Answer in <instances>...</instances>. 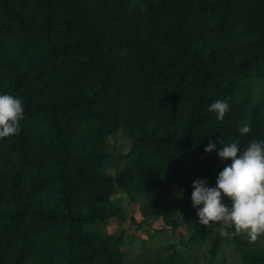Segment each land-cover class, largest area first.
I'll return each instance as SVG.
<instances>
[{
    "label": "trees",
    "instance_id": "obj_1",
    "mask_svg": "<svg viewBox=\"0 0 264 264\" xmlns=\"http://www.w3.org/2000/svg\"><path fill=\"white\" fill-rule=\"evenodd\" d=\"M4 92L25 118L0 139V264H131L125 231L105 230L136 222L119 191L130 203L152 193L144 218L171 230L189 209L184 249L139 264H264V237L221 236L191 201L193 181L215 186L231 163L219 138L264 139V0H0ZM220 99L223 121L208 111ZM121 129L131 146L112 176L108 138Z\"/></svg>",
    "mask_w": 264,
    "mask_h": 264
},
{
    "label": "clouds",
    "instance_id": "obj_2",
    "mask_svg": "<svg viewBox=\"0 0 264 264\" xmlns=\"http://www.w3.org/2000/svg\"><path fill=\"white\" fill-rule=\"evenodd\" d=\"M208 111L223 121L230 105L224 99L216 100L208 106ZM24 118L23 99L0 93V139L18 135ZM237 128L241 135L251 131L248 123ZM219 143L222 145L219 158L231 163L219 172L215 186H208L206 178L193 181L192 206L197 210L200 224L209 227L227 223L235 229L233 235L245 233L251 242H256L264 237V139H254L243 149L239 138L228 143L219 138ZM216 148V142L209 139L205 152ZM219 234L229 235L224 227Z\"/></svg>",
    "mask_w": 264,
    "mask_h": 264
},
{
    "label": "rangeland",
    "instance_id": "obj_3",
    "mask_svg": "<svg viewBox=\"0 0 264 264\" xmlns=\"http://www.w3.org/2000/svg\"><path fill=\"white\" fill-rule=\"evenodd\" d=\"M109 152L111 155L110 163L107 171L110 175L115 176L118 169L124 166V155L131 146V139L125 130L121 129L116 135L108 138ZM227 200V198H225ZM113 201L122 203L129 213L130 217L135 218V223L131 218L125 222L113 218L106 226L105 230L109 233H120L125 231L124 248L128 252L127 259L131 264H139L141 253L145 254V258L150 259V254L153 249L160 251L166 249L170 244L176 243L178 247L184 249L182 238L185 240L189 237L190 232L187 228L185 210H189L187 205H181L178 210H182L178 216L179 225L176 230H171L165 227L162 218L159 215H152L150 219H145L141 210H158L155 207L152 193H146L136 203H130L127 194L119 191L113 196ZM144 221V222H143ZM141 223L140 227L137 226ZM227 223H217L216 227H225ZM163 228H166L163 229ZM153 234V235H152ZM142 240H146L145 247L142 245ZM233 260V259H232ZM229 259L228 263L232 262Z\"/></svg>",
    "mask_w": 264,
    "mask_h": 264
}]
</instances>
